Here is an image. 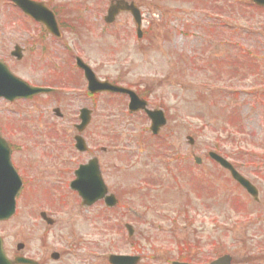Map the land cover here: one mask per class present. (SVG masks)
<instances>
[{
    "label": "rangeland",
    "instance_id": "374dc122",
    "mask_svg": "<svg viewBox=\"0 0 264 264\" xmlns=\"http://www.w3.org/2000/svg\"><path fill=\"white\" fill-rule=\"evenodd\" d=\"M135 2L147 29L143 39L128 13L122 32L110 33L103 21L109 0H52L57 9L66 7L71 20L84 22L78 32L66 29L64 39L52 42L48 68L35 74L31 54L20 62L11 56L15 44L27 40L25 18L0 1V59L37 83L49 72L59 91L20 105L0 103V118L9 126L21 122L15 137L29 149L28 191L0 233L10 252L24 243V253L43 264H109L110 254L123 252L140 254V264H171L181 255L209 263L225 253L247 264L243 228L264 205L226 178L208 154L219 152L264 189V10L252 0ZM221 8L225 18L209 16ZM75 56L100 79L149 90L151 106L167 112L160 137L148 130L150 120L142 114L125 122L126 99L87 96ZM84 106L95 111L84 136L100 157L107 186L121 200L115 211L103 202L85 207L69 188L77 164L88 157L73 147ZM187 136L195 139L193 146ZM195 155L204 160L201 169ZM170 161L171 167L165 164ZM129 208L137 211L130 214ZM42 211L56 222L42 221ZM125 223L135 228L132 239ZM53 252L61 253L58 261L51 259Z\"/></svg>",
    "mask_w": 264,
    "mask_h": 264
},
{
    "label": "flooded vegetation",
    "instance_id": "af4514ba",
    "mask_svg": "<svg viewBox=\"0 0 264 264\" xmlns=\"http://www.w3.org/2000/svg\"><path fill=\"white\" fill-rule=\"evenodd\" d=\"M37 1H43L54 12V15L56 16L57 27H58V35H55L49 28H47L44 25V22L42 23L41 21L36 20L33 16H26L25 17L26 21H27L26 22L27 28H28L27 40H25L24 43L17 42L15 44L14 48L18 46V49L22 51V53L24 54L22 60H24L29 54H31L30 55L31 61L33 62L31 69L35 74L36 73L39 74L40 72L43 73L44 72L43 69L45 67L48 68L47 65L49 63L47 62L46 63L47 65H45L44 61L45 60L47 61L48 57L50 56L49 50L52 47V42H54V41L60 42L62 39H64L63 36L65 34L66 29L68 28L66 19L59 14V11H57V8H55L52 5L51 0H37ZM114 1H116V0H109V6L105 10V14L108 12L110 5H112V2H114ZM220 14L225 15L226 13L224 10H220L219 15ZM105 16L106 15L103 16V19ZM123 19L126 22L125 11L118 13V15L114 19L115 21L113 22V24H110V25L105 24L106 27L108 29H110V33L112 35H113V33H115L114 35L116 36V34H118L119 32H122L120 26L122 25L121 21ZM220 20H222V19L220 18ZM69 23H70V21H69ZM223 26H224V21H223V25L221 27H223ZM209 33H211V26L209 27ZM125 58H129V57L126 56ZM51 77H54V76H52L49 72L47 74L44 73V75H42V80L40 81V83H43L46 86L47 85L50 86L51 85V81H50ZM31 79L26 80V81L30 82L31 84H35L34 82H31V81H34L36 78L35 79L31 78ZM128 98H129V96H128ZM1 102H4L7 106H9V105L15 106V105H18L20 103H25V101L23 99H19V101H12L11 102V101H7L3 98H0V103ZM79 111H80V109H79ZM128 113H130V112H128ZM138 113H143V112H138ZM138 113H137V115H138ZM79 114H80V112H79ZM130 118H131V120L135 119V113L130 115V117H128V119H126L125 122H128L130 120ZM79 122L80 121H79V115H78V121L74 124L75 129H76V125ZM7 123H8L7 121H4L3 119L0 118V136L5 139V141L7 142L8 147L10 148L11 152H9L8 149L6 150V146L4 147L3 145H0V165L2 164V166L6 167V165L12 159L13 166L15 167V169L18 170V173H19L21 179H23L25 182H27L28 181V179H27V173L28 172L27 171L29 168H28V164H25V162L28 159L26 153L28 152L29 149H28V147H26V145L24 143L18 142L16 137H15V134H17L19 131H21L23 126H20L21 122H19V124L15 123L14 125L11 122L12 124L10 126L7 125ZM9 123H10V121H9ZM76 135L77 134L75 133V136ZM75 136L73 138V147L76 151H78V147H77V145H75V142H76ZM104 152H106V151H104ZM84 154L85 155L87 154L88 157L86 158L85 161L79 162L77 164V167L73 172V177L76 173V170L78 168H80L81 164H87V162L91 158L96 156L91 151V147H89L88 150L86 151V153H84ZM174 162L175 161H173V162L170 161V162H166L165 164H167V165H169V167H171V164L173 165ZM201 166H203V164ZM201 166L199 167V169H201ZM224 172L226 174L228 173L226 171H224ZM170 173H172V172H170ZM0 176H1L0 177L1 180L7 181L6 180L7 176H8L7 169L6 170L1 169ZM74 179H75V177H74ZM262 188H263L262 185H260V186L256 185V189L259 190V193H258V200L255 201V203L257 205H260V206H261V204L264 205V189L262 190ZM110 192L113 193L115 196H117L114 191L110 190ZM118 200L120 201V199H118ZM115 208H117V206ZM262 211L264 212V209ZM262 211H257V212L255 211L256 217H257L256 220H254V221L252 220L250 222V220L247 219V222H249V224H246L245 227L243 228V233H242L243 234V244H245V246H246L245 247L246 249L244 250V257L246 258L245 263H247V264H254V262L256 263L258 260H259V263L264 264V242H263V240H264V213H262ZM125 212H126V209L124 210L123 215H126ZM129 213L132 214L131 208H129ZM5 222H8V221H3L2 223H0V225H2ZM54 222H56V221H54ZM229 222L227 221L224 223L225 224L224 228L226 230V233H228V234L232 233V231H233L232 225ZM248 232H251V234H249ZM4 241H5V239H4ZM5 246H6L5 247L6 252L10 256L11 259H16V257H18V256H24V257L27 256V257L33 258V257L29 256V254L24 253L26 251V246L21 251H16V253L10 252L7 248V245H5ZM230 256H232L231 264H236L235 257L233 256V254H230ZM38 261H39V264H43L40 260H38Z\"/></svg>",
    "mask_w": 264,
    "mask_h": 264
},
{
    "label": "water",
    "instance_id": "95a60500",
    "mask_svg": "<svg viewBox=\"0 0 264 264\" xmlns=\"http://www.w3.org/2000/svg\"><path fill=\"white\" fill-rule=\"evenodd\" d=\"M16 2L20 7L24 9L25 12H33L34 14H37L38 11L42 10V6L39 4H35L30 0H12ZM258 5L263 6L264 0H254ZM44 11L45 8H43ZM131 12L134 17L136 23H138V29H141V13L139 12L137 6L135 3L129 4L126 1L118 2L117 5L113 6V12L116 13L119 10H123ZM140 34V32H139ZM141 35V34H140ZM79 65L81 67H84L86 69V76L89 79V89L94 91H105L110 90L113 92H121V93H130L131 98L133 99L132 103L130 104V107L134 110H138V108L143 107L144 104L141 103L139 99H136V95L134 92L130 91L129 89H124L119 86H113L108 82L101 83L99 82L95 76H93L91 70L86 66L83 62H79ZM0 68L3 70V73L5 74L6 79L5 81H0V95L6 96V97H30V94H37L41 92H50L49 89H43V88H33L28 87L24 82H22L20 79H16L13 77L11 72L8 71V67H6L4 64L0 62ZM83 114L81 116L82 124L78 126V129L80 131H83L85 127L90 123L91 119V112L87 109H84ZM149 115L151 117V120H153L152 129L153 130H159L160 126L164 125L166 123V119L164 118V115L159 111H149ZM77 140L80 142L79 144H82V139L77 137ZM193 142V140H192ZM210 156L214 158L215 160H218L222 165L229 166L230 170L233 171V176L238 180H241L245 186H249L250 184L243 180L239 174L235 172V170L230 167V164L228 161L222 159L217 153H211ZM1 169L6 168L0 165V171ZM77 180L72 183V187L75 189H78L81 196L84 198V203L86 205L93 204L94 202L98 201L99 199H102L105 197L107 193V186H105L103 177L101 176L100 166L98 165L97 160H92L89 164L85 166H81V168L76 172ZM1 177V176H0ZM240 177V178H239ZM22 186V181L17 176V173H14L13 180L10 181L7 179V181L1 180L0 178V221H3V219H8L14 215V210L16 206L15 197L20 192ZM106 203L110 206L115 204V200L113 196L106 198ZM132 234V231H131ZM54 258L58 259L59 255H54ZM139 257H132L128 255H113L110 256L109 261L112 264H135L137 263ZM228 257H222L220 260L213 261L210 264H228L229 263ZM16 263H23V264H35L33 261L29 259L24 258H17L16 261H11L7 255L4 253V248L2 245V239L0 237V264H16ZM174 264H186V263H174ZM189 264V263H188Z\"/></svg>",
    "mask_w": 264,
    "mask_h": 264
}]
</instances>
